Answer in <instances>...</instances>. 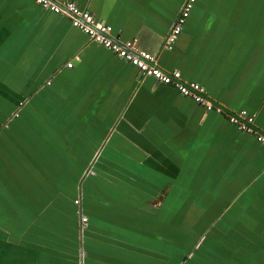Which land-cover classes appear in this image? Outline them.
I'll return each mask as SVG.
<instances>
[{
  "label": "crops",
  "instance_id": "obj_1",
  "mask_svg": "<svg viewBox=\"0 0 264 264\" xmlns=\"http://www.w3.org/2000/svg\"><path fill=\"white\" fill-rule=\"evenodd\" d=\"M67 1L110 25L114 38H135L160 69L200 84L223 112L253 113L264 131V0H194L171 50L162 41L184 0ZM18 93L27 95L22 113L0 143V264H78V191L87 215L82 264L163 262L141 246L158 233L182 239L167 224L179 216L154 212L173 199L204 205L180 219L213 221L206 205L225 204L222 250L230 262L264 264V144L223 112L140 74L66 15L0 0L1 115ZM17 166L24 180L9 175ZM214 228L221 241L222 224Z\"/></svg>",
  "mask_w": 264,
  "mask_h": 264
},
{
  "label": "built area",
  "instance_id": "obj_2",
  "mask_svg": "<svg viewBox=\"0 0 264 264\" xmlns=\"http://www.w3.org/2000/svg\"><path fill=\"white\" fill-rule=\"evenodd\" d=\"M33 1L42 9L48 10L54 14L66 15L72 27L85 34L93 43L136 67L142 75L152 77L160 84L171 86L181 96L190 98L204 111L215 110L217 112H223V109L208 99L204 88L200 84L193 81L188 82L182 80L177 70L164 71L160 69L154 64V55L136 46L135 38L125 41L114 40L111 35L110 25L96 20L89 11L79 8L72 1ZM193 2L194 0H184L181 4L175 15L172 26L163 38L162 47L164 49H172L173 43L180 32L184 20L190 12ZM70 65V62L66 63V67H70ZM222 115L230 124L234 125L238 131L251 134L258 143L264 144V131L257 130L252 125V120L254 118L253 113L239 110L236 113L223 112ZM74 203H77V200H74ZM79 221L81 224H84L85 217L80 215Z\"/></svg>",
  "mask_w": 264,
  "mask_h": 264
},
{
  "label": "rangeland",
  "instance_id": "obj_3",
  "mask_svg": "<svg viewBox=\"0 0 264 264\" xmlns=\"http://www.w3.org/2000/svg\"><path fill=\"white\" fill-rule=\"evenodd\" d=\"M21 97H27L26 93H18L17 98L19 99L20 102H18V105L14 108L17 109L21 103H24V99H22ZM24 106V104H23ZM21 107V106H20ZM24 108H27V106H25ZM22 113V109L18 108V111L15 115H21ZM10 115H12V111L9 112V114L5 113L3 115L0 114V143L4 142L5 137L10 133V131H7V126L12 127L14 125V122H11L10 120L7 121V119L10 117ZM9 122V123H8ZM8 123V124H7ZM3 125V126H2ZM12 133H15V131H13ZM14 135V134H12ZM4 156L3 153H0V159H3V162H5L4 160ZM15 166L19 163L18 161H16L15 159H13ZM20 161V160H19ZM21 163V161H20ZM7 164V163H6ZM4 165V164H3ZM9 165V164H7ZM20 166H17V169L14 170L13 172L9 173L12 174L13 177L19 179V180H24L25 174H23L22 171H17L19 170ZM9 175H7V177L9 178ZM5 178V173L0 172V179H4ZM27 179H31L30 177ZM161 188H158L157 191H159ZM177 189V188H176ZM179 190V189H177ZM143 200V199H141ZM195 201V199H194ZM208 204V203H207ZM166 206L164 208L161 209L160 211H155L156 215L160 218H168V217H172L174 216L172 211L181 209V206L183 207V209L188 208V204H179V203H174V204H165ZM191 206H196L198 208H202L204 207L203 204H196L195 202H193V204H190ZM206 206L210 207V216H215V218H217V222L216 220L213 221H198V220H189V219H173L172 223H168L167 224L172 228L174 227L175 229H180L181 233H182V239L178 240L175 236H174V240L172 243L171 242V238L170 236L158 233L155 237V241L153 244L150 245H144L141 246V252L149 257H153V258H158L160 256L165 257L163 259V262H159V261H155L152 259H148L145 257L144 260H149V263L147 264H189V262L191 261V259H198L197 258V247H195L194 241L197 239V235L201 232H207L206 233V240L203 243V245H208L210 244L209 240L211 238V235H213L215 228L214 226L217 225H221L223 226L222 228V243L225 240H229L230 236L227 235L226 233H228L226 226H227V211H226V207L225 204H215V203H210ZM224 207V208H223ZM156 208H160V205L157 204ZM229 208V207H228ZM227 208V209H228ZM224 209V210H223ZM223 213H220L221 211ZM182 211V210H181ZM220 211V212H219ZM203 212V211H201ZM217 212H219V214H216ZM176 216H187L186 213L183 214H176ZM200 220V219H199ZM178 222V223H177ZM215 222V223H214ZM180 227H177V226ZM163 245L167 252H161L160 248H157V250H154V247L156 245ZM189 250V254L187 253V251ZM204 253V252H203ZM191 254H193V257L191 258ZM205 255V254H204ZM128 257L131 256V253L128 252L127 255ZM143 260V259H141ZM221 259H216L214 262H212V264H237V262H230V260L228 259V261H221ZM148 262V261H147Z\"/></svg>",
  "mask_w": 264,
  "mask_h": 264
},
{
  "label": "water",
  "instance_id": "obj_4",
  "mask_svg": "<svg viewBox=\"0 0 264 264\" xmlns=\"http://www.w3.org/2000/svg\"><path fill=\"white\" fill-rule=\"evenodd\" d=\"M97 20V19H96ZM111 27V26H110ZM111 30H112V28H111ZM113 37V36H112ZM113 39L114 40H118V39H116V38H114L113 37ZM131 39V38H130ZM126 40H128V39H126ZM120 41V40H119ZM121 41H125V40H121ZM141 74V73H140ZM12 111V115H10V117L7 119V121H9V119L11 118V117H17L18 115H15L16 113H17V111H18V108L17 109H13V110H11ZM3 126V125H2ZM97 156V155H96ZM96 156H93L92 158H96ZM90 166L91 165H87V167H86V169L84 170V174H86V172L88 171V169L90 168ZM78 186H79V184H78ZM190 196V195H189ZM187 199H188V201L190 200V199H192V198H188L187 197ZM74 200H77V203H74L73 202V207H74V214H75V217H76V221H78V223H77V229H78V233H79V242H80V245H79V260H78V264H82V258H83V256L84 255H86V252L85 251H82V245H81V243H82V240H81V231H83V229L85 228V224H86V222H87V215L84 213V211H83V208H82V206H81V203H80V193H79V191H78V198H74ZM174 200V199H173ZM173 200H170V201H168L166 204H173ZM190 202V201H189ZM186 204H188L187 206H190V204L189 203H186ZM166 205L165 204H163L162 206H160V209H156V210H154V212L155 211H160L161 212V209L162 208H164ZM165 209V208H164ZM185 209H188V208H185ZM200 209V208H199ZM184 211V209H183V207L181 206V209H178V210H175V211H173L174 212V214L176 215V214H182V211ZM80 215H82L83 217H85V224L83 225V224H81L80 223V221H79V216ZM157 216V215H156ZM158 217V216H157ZM180 218L182 217V216H179ZM180 218H178V220L180 219ZM189 220H195V219H189ZM198 221H203V220H198ZM178 223V222H177ZM179 226V225H178ZM177 226V227H178ZM180 227V226H179ZM173 231H175L177 234L178 233H180L179 235H182V233H181V230L180 229H175L174 228V230ZM178 235V236H179ZM202 241H203V239H201L200 241H197L196 243H195V247H197V248H200V246H201V243H202ZM221 241H222V237H221ZM228 241L229 240H225L224 241V243L226 244V243H228ZM174 243V242H173ZM192 255V254H191Z\"/></svg>",
  "mask_w": 264,
  "mask_h": 264
},
{
  "label": "trees",
  "instance_id": "obj_5",
  "mask_svg": "<svg viewBox=\"0 0 264 264\" xmlns=\"http://www.w3.org/2000/svg\"><path fill=\"white\" fill-rule=\"evenodd\" d=\"M180 237L182 238V235H180ZM205 240H206V236L204 237L200 248H197V252H198L197 258L198 259H191L189 264H212V262H214L216 259H221V258H222L221 261H228V259L230 260L229 258L230 254L222 250V246L226 247L224 246L225 243L224 242L221 243V241L216 235L215 237L214 235H211V238L209 240L210 244L206 246L203 245ZM192 257H193V254L191 255V258Z\"/></svg>",
  "mask_w": 264,
  "mask_h": 264
},
{
  "label": "flooded vegetation",
  "instance_id": "obj_6",
  "mask_svg": "<svg viewBox=\"0 0 264 264\" xmlns=\"http://www.w3.org/2000/svg\"><path fill=\"white\" fill-rule=\"evenodd\" d=\"M72 202H74V199L72 200ZM83 224V223H82Z\"/></svg>",
  "mask_w": 264,
  "mask_h": 264
}]
</instances>
